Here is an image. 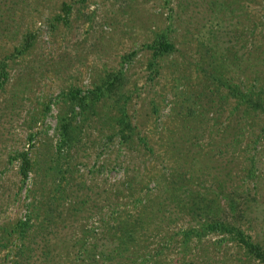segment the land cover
<instances>
[{"label":"rangeland","instance_id":"374dc122","mask_svg":"<svg viewBox=\"0 0 264 264\" xmlns=\"http://www.w3.org/2000/svg\"><path fill=\"white\" fill-rule=\"evenodd\" d=\"M63 4L69 7L66 11ZM157 34L174 49L153 58L148 45ZM25 36L31 43L23 48ZM3 58L7 76L0 82V224L23 218L28 202L53 193L51 181L39 170L28 171L20 182L16 153L27 151L31 159L54 157L58 120L68 119L73 137L58 149L59 160L69 161L70 171L61 168L56 176L60 187L68 182L71 198L85 201L74 222L64 220L53 227L52 252L57 255L44 264H80L83 252H75L74 241L83 225L93 232L99 228L105 190L110 193L119 181L133 178L150 187L151 177L177 165L171 150L178 140L171 131L183 117L184 105L192 104L188 92L196 98L193 105L211 109L205 111L207 117L219 108L214 121L231 124L233 99H218L224 87L212 88L218 81L210 79V70L242 89L264 85V0H0ZM114 74L119 78L111 79ZM108 81H114L115 89L106 87ZM96 85L102 93L92 106L80 108L69 99V91L79 89L82 94ZM116 104L123 105L134 126L122 142L114 120ZM197 115L195 129L204 125L196 120L203 116ZM262 125L263 114L250 111L235 139L227 131L204 130L190 153L200 147L209 161L195 160L194 166L214 174L225 164V179L234 177L240 189L249 186L252 198L243 218L249 221L248 232L264 246V131L253 145L251 141ZM136 135L144 136L146 144L137 143ZM66 147L70 156L64 154ZM250 156L252 179L243 176ZM205 177V185L215 186L210 173ZM116 199L126 201L120 195ZM217 237L207 234L191 259L177 258L172 249L167 257L172 264H221L222 259L242 264L239 248L229 243L224 249L213 242ZM93 238L97 250L110 245L98 234ZM12 246H0V264H11L12 251L7 250ZM39 254L37 248L32 250L26 264L36 263Z\"/></svg>","mask_w":264,"mask_h":264},{"label":"trees","instance_id":"16d2710c","mask_svg":"<svg viewBox=\"0 0 264 264\" xmlns=\"http://www.w3.org/2000/svg\"><path fill=\"white\" fill-rule=\"evenodd\" d=\"M68 8V5L63 4L64 11ZM30 43L31 37L25 36L23 48L28 47ZM148 46L151 48L153 58L174 49L173 44L161 34H157ZM5 67L6 61L3 58L0 60V82L6 79ZM214 70L217 71L214 68L209 71L210 79L218 82L212 88L218 90L219 85L224 87L221 94L218 93V99L221 101L233 99L229 109L233 116L231 124L229 122L221 126V121H214L219 115V108L213 110L214 115L207 117L205 111L208 112L207 110L211 111V109H205L197 102L193 105L196 98L193 97V92H188V99L192 104L184 105L183 117L176 119L177 126L171 131L176 133L177 139L174 140H178L174 142L175 144L173 143L171 150L177 165L166 174L159 172L158 175L151 177L153 184L150 187L133 178L119 181L120 184L112 187L110 193L109 189L105 190L98 215L99 228L93 232V227L88 228L83 225L74 241L75 252H83L80 256V264H172L171 258L167 257L168 250H175L178 254L177 258L181 260L191 259L192 256L198 255L196 249L202 248L203 238L209 233L218 234L216 239H212L218 246L227 249L230 243L239 248L242 264H253V262L264 264V246L248 232L249 221L243 218L246 216L245 210L249 207V200L252 198L249 186L240 189V184L236 183L234 177L225 179L224 176L229 170L225 168V164L217 167V172L214 174L206 171L204 166H194L195 160H199L200 163L209 161L207 151L200 152V147L190 153V147L198 144L204 130L227 131L235 139L234 135L242 128V118L244 120L246 113L258 110L264 116V85L255 89L249 86L242 89L235 82L221 79L213 73ZM113 78L118 79L119 75L114 74L111 79ZM106 87L115 89L114 81H108ZM101 93L97 85L82 94L81 90L74 89L69 91V99L80 108L90 107ZM115 107L117 114L114 115V120L118 125L119 140L126 141L131 132L133 133L134 126L126 115L123 105L118 108L116 104ZM196 115L203 116L196 118L198 122L204 124L200 126L202 127L200 133L196 132L200 127L195 129L192 126ZM58 121L60 139L56 150L59 151L58 148L63 144L67 146L73 136H70L72 129L69 120L64 121L61 117ZM188 122L191 123L188 124ZM263 131L262 125L254 139H251L252 145ZM136 136L137 143L146 144L144 136ZM146 148L149 152L152 151L150 146L146 145ZM58 151L54 157L46 154L44 158L36 156L32 159L27 151L16 153L19 160L17 173L20 182L23 183L28 177V171L33 170L36 173V170H39L51 181L53 193L48 196L43 193L44 196L41 195L34 202H28L29 208L23 218L17 217L9 223L0 224V246L13 245L7 250L12 251L11 264L30 262L31 251L36 248L40 252V259L34 264L53 262L54 255H57L52 252L55 245L54 237H52L53 227L64 220L74 222L76 210L84 205L83 198L80 200L71 198L72 193L67 192L68 182H65L64 186H59L61 180L57 179L56 174L61 171V168L64 172L70 171L68 167L70 162L60 161L61 150ZM218 152L222 151L218 150ZM64 154L70 156L68 147L64 150ZM49 157L52 159L51 162ZM63 165L67 167H61ZM252 167L253 161L250 156L244 177L253 175ZM208 173L212 176L210 183H214L215 186L211 187V184L203 183ZM196 179H201V183ZM228 180H234V183H227ZM42 187L43 184L39 188ZM118 195L120 198L125 197L126 201L122 203L117 200ZM67 198L68 203L64 204ZM119 205L122 207L118 208ZM95 234L104 237L110 243L107 249H96L93 238ZM204 257L205 255L201 257V260H205ZM221 264H226L225 259H222Z\"/></svg>","mask_w":264,"mask_h":264}]
</instances>
